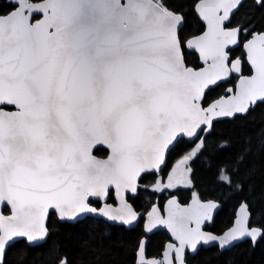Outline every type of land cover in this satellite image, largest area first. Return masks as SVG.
Wrapping results in <instances>:
<instances>
[{
	"label": "snow or ice",
	"instance_id": "snow-or-ice-1",
	"mask_svg": "<svg viewBox=\"0 0 264 264\" xmlns=\"http://www.w3.org/2000/svg\"><path fill=\"white\" fill-rule=\"evenodd\" d=\"M261 108L264 0H5L0 264L20 245L107 264L105 228L134 234L130 264L264 243L251 145L218 130ZM53 222L73 250L49 243Z\"/></svg>",
	"mask_w": 264,
	"mask_h": 264
},
{
	"label": "trees",
	"instance_id": "trees-1",
	"mask_svg": "<svg viewBox=\"0 0 264 264\" xmlns=\"http://www.w3.org/2000/svg\"><path fill=\"white\" fill-rule=\"evenodd\" d=\"M4 2L5 0H0V5ZM218 130L235 141L237 145L241 141L251 145V156L243 179L249 183L253 204L257 207L256 219L259 220L261 211L264 210L262 209L264 205V108L258 109L246 121L224 123ZM200 167L201 165H197V181L207 191L210 189L211 176L207 171H199ZM226 220V216L218 217L215 224L208 225V230L218 231L224 227ZM100 227L102 226L97 225L95 229L98 230ZM52 233L50 244L57 247L67 246L70 251L73 250L75 236L72 229H61L53 222ZM104 234L111 237L108 243L112 246L111 252L106 257L107 264H130V244L124 241L134 239V234L107 228L104 229ZM162 239L163 234L154 237V246L158 245ZM47 252L48 249L29 250L20 245L9 253V260L12 264H48L50 257ZM195 264H264V243L254 247L242 244L224 254L205 250L196 258Z\"/></svg>",
	"mask_w": 264,
	"mask_h": 264
},
{
	"label": "water",
	"instance_id": "water-1",
	"mask_svg": "<svg viewBox=\"0 0 264 264\" xmlns=\"http://www.w3.org/2000/svg\"><path fill=\"white\" fill-rule=\"evenodd\" d=\"M208 230V229H207Z\"/></svg>",
	"mask_w": 264,
	"mask_h": 264
}]
</instances>
